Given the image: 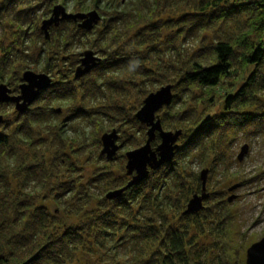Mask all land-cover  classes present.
<instances>
[{"label": "trees", "instance_id": "trees-1", "mask_svg": "<svg viewBox=\"0 0 264 264\" xmlns=\"http://www.w3.org/2000/svg\"><path fill=\"white\" fill-rule=\"evenodd\" d=\"M55 1L4 0L0 4V16L6 13L8 6H20L13 10L9 21V43L0 46V84L6 78L11 88L5 86L10 93H17V84L21 81L14 64L19 56L21 61L25 59L22 53L25 51L20 48L28 50L29 47L24 45L26 41L33 39L35 43L42 44L43 54L50 52L47 61L55 67L57 53L87 33L77 28L68 31L66 27L72 23L64 20L58 27H50L49 37H44L37 26L38 10L44 6V16ZM93 1V8L97 9L99 0ZM139 3L141 7L145 5L146 12H137L133 16L127 13L130 18L123 21L122 29L115 27L123 20L119 13L113 11L107 14L106 20L103 19L97 40L103 41L107 37L109 41L96 51L103 58L91 72L100 70L103 74L107 70L119 69L133 77L155 74L161 84L171 86V103L157 116L161 127L168 121L175 126L185 122L173 159L149 171L142 182L125 190L120 197L106 200L104 196L96 197L86 186L76 189L70 179L62 181L58 177L59 164L56 167L55 163L45 164L43 161L44 149L51 141L56 143L58 154L65 148V142L59 138L62 123L54 121L47 132L51 137L38 147L40 151L29 149L31 152L26 156L22 149L30 148L33 126L48 117H58L55 110L46 111L45 106L52 99H69L74 103L80 91L83 92L81 97L85 96L88 85H76V79L69 82L61 74L49 89L40 92L33 109L28 107L21 113L13 110L15 116L12 121H0V158L4 155L15 157L17 162L13 175L20 177L28 172L42 183L43 192L46 190L43 195H19L18 191L10 190L6 180L9 173L0 167V184L3 187L0 191V264H71L84 245L94 248L100 255L110 251L113 245H129L134 254L141 255L147 244L155 245L156 252L146 260L136 259L137 264H185L187 223L197 215L179 211L180 219L186 221L180 223L179 220L178 225L168 222L166 212L157 200L165 180L171 175L180 180L176 161L200 146L203 138L224 130L239 132L250 126L263 125L264 103H260L259 96L264 94V0H139ZM162 16L166 19L162 20ZM130 21L131 26L127 25ZM131 30L133 35L128 40L136 49L143 48V51H127L125 45H121ZM206 36H209V41ZM188 39L196 41L195 49L181 50L180 45ZM51 40L54 41L51 43ZM164 52L169 53L166 60L163 59ZM153 54L155 57L159 55L156 59L159 65H156L160 70L150 61ZM82 78L84 80V76L78 80ZM238 79L242 84L233 94L224 95L221 109L215 116H197L195 106L209 108L216 89L223 83ZM120 81L103 77L105 85L114 90H121ZM127 81L134 85L132 80ZM144 93L142 91L141 99L147 95ZM183 95L187 96L186 101H182ZM187 102L193 105L185 108ZM178 103H182V107L169 114L171 107ZM11 105L9 102L0 103V110L11 108ZM75 107L72 105V116L86 118L91 114ZM249 107L252 108L250 112ZM97 114L100 118L90 120L94 128L100 129L101 120H106L109 124L127 125L133 135L139 131L145 135V127L121 106L113 104V109L109 107ZM131 142L134 143V139ZM95 144L99 146L97 138ZM61 157L63 155H59V162L63 167L65 164L71 166L67 161H61ZM98 158L102 160L100 155ZM71 169L73 172L76 170L72 166ZM92 182L100 188L108 186L109 190L121 183L103 171ZM178 187L183 190L182 184ZM65 194H68L63 200L65 216L78 215L93 200H96L95 210L87 219L65 225L51 216L43 205L37 204L40 198L55 201ZM109 257L113 258L114 264H125L119 258Z\"/></svg>", "mask_w": 264, "mask_h": 264}, {"label": "rangeland", "instance_id": "rangeland-1", "mask_svg": "<svg viewBox=\"0 0 264 264\" xmlns=\"http://www.w3.org/2000/svg\"><path fill=\"white\" fill-rule=\"evenodd\" d=\"M3 1L0 0V4ZM94 3L93 0H85L83 2L77 0H63L62 2V0H57L51 4L49 12L44 16H42V13L45 7L41 6L37 14V26H40V23L49 17L51 8L55 5L62 6L66 13L72 15L95 11L99 16V20L95 26H92L90 31H86L87 33L84 36L78 37L77 42L68 45L65 50L57 53L55 67L51 61H47V57L50 56L48 53L50 52L47 51L45 55L43 54L44 46L42 44L35 43L33 39L26 41L24 45L29 47L28 50L20 48V50L25 51L22 52L25 59L21 61L19 56L18 61L14 64V68L19 70V74L21 75L24 71L44 74L51 80V84L58 81L61 74L67 77L69 82L75 80L74 71L79 65V60L82 58L83 53L92 52V55L99 59L97 64L102 61L103 57L96 51L101 49L102 44L107 43L109 38L105 37L103 41L99 40L98 42L97 36L102 31V21L103 19L106 20L108 13L114 11L122 15L123 20L115 26L118 29H122L123 21H129L130 17L128 14L133 16L137 12L138 14L146 12L145 5L141 7L139 0H99L96 4L97 9L93 8ZM19 8L20 6H8L6 13L0 16V46L9 43V21L13 10ZM165 17L162 16V20L166 19ZM70 22L72 24L66 27L68 31L73 30V28L76 29L77 21ZM131 24L132 22L130 21L127 25L131 26ZM47 32V37H49L50 30H47ZM132 35L133 31L131 30L128 36L121 41V45L124 44L127 51L131 49L139 52L143 51V48L138 50L132 46L128 40ZM206 40H210L209 36H206ZM53 41L51 40V43ZM195 43L194 39L185 40L180 45V49L184 51L195 49ZM168 55V52H164L163 59L166 60ZM158 57L159 55L155 57L154 54L150 57V61L155 67L159 65L156 60ZM144 64L149 68L145 61ZM151 69L153 68L151 67ZM91 70L84 75V80L83 78L81 80L76 79L77 82L75 83L76 85L81 84V86L83 84L84 86L88 85L85 96L82 98L81 94L83 92L80 91L74 103L69 99H52L45 106V110H55L58 117H48L40 124L34 125V135L32 136L30 148H23L22 151L27 156V153L31 152L29 149L38 150V147L46 143L47 139L51 137V134L47 132L54 125V121L62 123L63 126L60 128L62 132L59 138L65 142V148L61 151V154L60 152L58 154V150L55 149L56 143L51 141L44 149L46 152L43 161L45 164L49 162L51 164L55 163L56 167L59 164L58 171L60 173L58 177L62 181L70 179L76 189L79 186H86L96 197H103L106 192L119 189L126 184L128 178L124 174V154L142 146L145 141V135L143 136L140 131L138 133L135 132L133 135L127 125H122L118 122L109 124L106 120H101L100 129L98 127L94 128L90 120L93 117L100 118L97 114L99 111L109 107L113 109V104L123 107L125 112L134 115L144 99H141L142 91H145L144 94H149L155 92L164 84L159 82L155 74L148 75L149 77L147 75L133 77L119 69L107 70L103 74L100 70L95 73H92ZM157 70H160V68L157 67ZM103 77L112 81L121 80V90L107 87L104 83L105 81L103 82ZM127 80H132L134 85H131V82L129 83ZM64 81H67V79ZM1 83L9 89L11 88L6 78ZM229 84L223 83L221 87L216 89L213 104L209 108H205L203 105L195 106L196 114L199 118L215 116L221 109L224 95L233 94L242 84V80L238 79L235 82H229ZM16 94L11 93V95ZM186 100L187 96L183 95L182 101ZM259 101L261 104L264 103V94L259 96ZM33 103L29 105V108L33 109ZM181 104H175L168 113L172 114L175 110L182 107ZM72 105L91 114L86 118L72 116ZM192 105V103L187 102L185 108ZM162 111H164L163 108L157 112V115H160ZM250 111H252V108L249 107ZM243 112H248V110ZM0 116L4 121H12L15 116L12 105L11 108L5 107L1 109ZM262 123V126H250L239 132L224 130L213 136L210 135L211 137L203 138L200 146L176 161L177 176L180 180H177L172 175L171 178L169 176L165 180L160 193L157 195L158 205L166 212L168 222L178 225L179 220L180 223L186 221L180 219L179 211H185L187 201L191 199L192 195H200L201 189L198 175L201 171H206L203 191L206 198L201 202L202 208L196 213V220L189 218L190 221L187 223L188 234L183 256L185 264H245L246 249L264 236V117L262 118ZM184 125L175 126L171 121H168L162 129L172 132L180 129V137H182ZM111 130L116 134L115 145L117 150L114 157L110 161H106L104 156L100 155V142L97 147L95 139L97 138L99 141L100 135L109 133ZM132 139H134V143L131 142ZM179 140L176 142L178 145ZM157 144L158 139L155 138L151 142L150 147L154 148ZM242 146H246V153L241 161L238 162L236 157ZM59 155H63L61 161H67L76 169L75 172H73L71 166L67 167L65 164L63 167V164L59 162ZM99 155L102 160L98 158ZM16 162L17 159L12 156L6 155L5 157L4 155V158H0L1 170L9 173L6 180H8L10 190L18 191L19 195H43L46 190L43 192L42 183L36 181L33 176L28 175V172H24V175L20 177L13 175L12 172L15 170ZM102 171L110 173L112 178L120 180V185L117 184V187L109 190L108 186L100 188L98 184L93 183L92 180ZM181 184L183 185V190L178 187ZM2 188L0 184V191ZM67 195L65 194L63 198H58L55 201H45L40 198L37 204L43 205L51 216L55 217L59 223L65 225L77 224L81 220L87 219L90 213L95 210L96 200H93L78 215L73 217L65 216L62 208L64 206L63 200L67 198ZM119 243H122L121 240ZM109 250L100 255L94 248L84 245L77 251L75 260L71 264H114L115 261L109 256L119 258L125 264H137L136 259H148L156 252V247L152 244L145 245L141 255L136 252L134 254V249L129 245L126 247L113 245Z\"/></svg>", "mask_w": 264, "mask_h": 264}, {"label": "water", "instance_id": "water-1", "mask_svg": "<svg viewBox=\"0 0 264 264\" xmlns=\"http://www.w3.org/2000/svg\"><path fill=\"white\" fill-rule=\"evenodd\" d=\"M64 20L77 21V29L90 31L92 26L98 23L99 16L95 11L72 15L66 13L62 6L55 5L51 8L49 17L40 23L39 29L43 33V36L47 37V30L50 27H58V24ZM98 62L99 59L93 56L92 52L83 53L82 58L79 60V65L74 71V78L78 79L86 75ZM20 80L16 95H11L10 90L4 84H0V103H11L16 113L26 110L36 100L41 91L47 90L51 86V80L46 75L34 74L30 71H24L20 76ZM171 100L172 92L170 85L161 86L155 92L147 94L142 100L141 106L134 113L133 117L137 123L145 127V141L139 148L124 154V174L128 178V181L121 188L106 192L104 195L106 200L120 197L125 190L142 182L147 177L149 171L156 170L173 159L177 148L176 142L181 135V131H164L157 116V112L164 107H168ZM155 138L158 139V144L154 148H151L150 143ZM115 140L116 134L113 130L102 134L99 138L101 145L100 155H103L107 161H110L116 153L117 146L115 145ZM245 153L246 146H242L236 160L238 162L241 161ZM205 175V170L199 173L200 195H192L191 199L187 201L185 213H197L202 208L201 202L206 198V195L203 194ZM245 264H264V236L246 249Z\"/></svg>", "mask_w": 264, "mask_h": 264}, {"label": "bare ground", "instance_id": "bare-ground-1", "mask_svg": "<svg viewBox=\"0 0 264 264\" xmlns=\"http://www.w3.org/2000/svg\"><path fill=\"white\" fill-rule=\"evenodd\" d=\"M252 180V179H251Z\"/></svg>", "mask_w": 264, "mask_h": 264}]
</instances>
